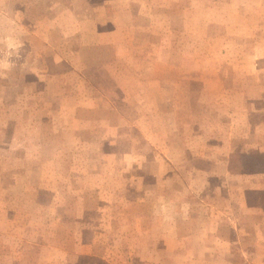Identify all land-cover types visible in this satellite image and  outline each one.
I'll use <instances>...</instances> for the list:
<instances>
[{"label":"rangeland","instance_id":"1","mask_svg":"<svg viewBox=\"0 0 264 264\" xmlns=\"http://www.w3.org/2000/svg\"><path fill=\"white\" fill-rule=\"evenodd\" d=\"M214 2L176 14L171 45L165 21L143 22L150 32L143 39L156 45L141 54L143 75L153 67L151 76L171 78L179 71L165 61H232L243 57L232 44L264 43L254 7L228 15ZM51 10L44 0H0V264H264V174L228 175L226 155L216 163L188 157L171 164L170 136L141 131L150 129L151 118H137L130 99L134 87L149 97L154 86H135L126 60L105 61L97 31L107 19L89 20L81 6L56 17ZM203 35L212 50L201 52ZM216 38L229 52L213 51ZM187 44L190 52L182 53ZM245 71L244 82L227 80L222 99L202 98L203 116L187 118L191 126L204 124L195 134L202 156L201 144L221 137L225 152L261 154L264 162V63ZM158 119L165 128L167 119ZM172 205L180 227L175 237L168 235ZM181 216L190 218L187 226ZM198 228L206 236L201 246L175 241ZM182 251L200 259L182 260Z\"/></svg>","mask_w":264,"mask_h":264},{"label":"crops","instance_id":"2","mask_svg":"<svg viewBox=\"0 0 264 264\" xmlns=\"http://www.w3.org/2000/svg\"><path fill=\"white\" fill-rule=\"evenodd\" d=\"M45 6L49 5V10H51V14L53 17H56L60 12L63 13L64 11H67L69 6H73V8L82 7L83 11L85 13V18H88L89 20L96 15L104 16L107 19V27L103 30L97 31V37L99 38V44L103 45L105 47V50H102L106 56L105 61H112V60H123L127 61L130 64L128 67H131L134 69L135 73L134 76H136L134 79L135 86L139 84H151L150 87L151 92L149 93V97L147 96L148 93L144 91L143 89H140L136 86L134 87V90L132 92V105L135 111V115L137 118L147 116L150 119V129L147 131L145 128H141L140 130L143 132H149L151 133H159V131L164 130L166 132V136H170L169 140L171 141L166 145V155L173 158L170 161L171 164H185V161L188 160V157L191 159L198 161V158H203L204 162L209 163H216L218 158L220 156L226 155L225 160V169L226 172H228V175H236L241 173H231L228 170L229 160H231L232 156L235 154V151L233 152H225L224 144L221 142V137H218L213 141V143H209L208 141L204 142L205 144H201V148L205 149L203 151V156L201 153L198 152V143L201 142L199 139V136L195 134H200L201 130L203 129L202 126L204 124L200 125V121L197 123H193L192 126L189 123L190 117H199L203 116V107L200 105V101L202 98H206L204 96L208 97H215L214 100H220L221 95L220 93L223 92V86L226 85L227 80L230 81L231 85H235L237 81L242 79V75H246L248 73V69H251L256 65H261L264 63V43L259 44L258 46H255L254 44L249 45V47H239L238 44L231 45L234 46L237 53H242L243 57L240 59L237 57L235 60H225V61H213V62H206L201 61L198 62V64L191 66L188 61H178L176 63L174 62H164L162 65H166L168 69H175L177 72V76L171 78H160L151 76L153 67L146 66L145 71L148 70L149 73H146L143 75V63L141 54L144 51H152L155 50L156 45H151L150 40V46H147L149 43V39H143L145 36H150L147 34V27L143 25V22L149 21V22H159V21H165V37H166V44L171 45L170 43H167L170 36H173L174 31V20L179 18L178 13H183V9L185 7H197L205 9L207 5L209 4L210 0H197L196 2H193L190 4L189 0H185V3L183 2L181 7L182 10L180 12H175L174 7H177V1L178 0H44ZM245 0H236L233 3H227L222 2L221 0H215L213 5V9L217 8L220 11H222V14H228V15H236L238 13V9L241 6L251 5L254 7V9L257 12V15L259 17L258 21L264 22V1L263 0H253L251 2H245ZM161 3V4H160ZM111 6L112 12L106 13V8L104 6ZM217 5H219L217 7ZM114 7H116V10L114 11ZM146 9V11H145ZM164 11V13H162ZM94 15V16H93ZM183 21V16L181 18ZM205 23V19H203ZM145 26V29L144 27ZM149 27H152V24L149 25ZM151 31V30H150ZM139 35L141 37L140 40H135L134 37ZM183 37V33H182ZM215 44L213 47L214 52H222V51H228L231 49V46L228 45H219L218 42H224L223 38L213 39ZM220 40V41H217ZM235 41L233 40V43ZM222 44V43H221ZM153 46V48H151ZM167 49L171 48V46H165ZM201 52H207L212 50L209 43L206 41V35H203L202 39V45H201ZM223 49V50H222ZM106 52V53H105ZM186 52L189 53V44L186 45L185 51L182 48V53ZM245 52V54H244ZM247 54V55H246ZM257 61H256V60ZM261 59V60H260ZM246 60V61H244ZM254 61V62H253ZM261 64H260V63ZM155 65V64H154ZM208 65V66H207ZM91 67V66H89ZM190 67H193V70H190ZM162 68H164L162 66ZM196 68V70L194 69ZM155 69V67H154ZM141 70V71H140ZM181 70V71H180ZM140 71V72H139ZM196 71V72H195ZM139 74V75H138ZM197 83L198 87L192 89L190 85L187 87L190 82ZM163 82H165L167 85V89L165 91V94H163L162 91H159L161 89V86L163 85ZM144 92V93H142ZM232 92V91H231ZM230 92V93H231ZM227 93V92H225ZM220 96H219V95ZM166 95L163 97L158 96ZM216 96L218 98H216ZM243 99V97H242ZM150 100H155L154 103H151L150 105H147V101L150 102ZM159 101H167V108H164V110H160L158 108V102ZM142 102H144L146 107L142 108ZM200 102V103H199ZM193 103L196 105L195 108H189ZM221 104L219 103L218 109L219 112L221 110ZM243 107V103L239 109ZM214 116H219L221 113H213ZM158 117L162 118L165 117L167 119V125L164 128L163 122H160ZM157 118V120H156ZM186 118V119H183ZM216 119H214L215 121ZM204 121V120H203ZM205 123V121L203 122ZM142 125V123L140 122ZM210 125V123L208 124ZM220 125V123H219ZM221 126V125H220ZM164 128V129H162ZM220 130V129H219ZM193 134L191 137H184L185 135ZM153 136H150V139H152ZM205 138L202 139L204 141ZM219 139V141H217ZM212 142V141H211ZM110 142H108L109 144ZM193 143L191 146L190 144ZM197 144V145H196ZM207 148V150H206ZM191 151H194L191 153ZM231 151V150H230ZM212 158L214 160H212ZM190 163V162H186ZM254 174H264V172L259 173H252ZM245 175H251V174H245ZM187 194L183 193L182 196L185 197ZM177 207L175 205H172L171 208H169V211L167 214H171V221L173 222L172 226H168V235H173L175 237V234L180 229V227L174 226L176 225L175 218L177 213ZM184 211V208L182 206L181 208ZM188 211L190 209L189 206L186 207ZM184 211V212H185ZM173 213V215H172ZM189 217L181 216L180 221L181 223L187 226L189 223ZM179 223V224H181ZM178 224V225H179ZM211 230H215V226L211 227ZM191 237V240L189 239ZM206 237L203 234V230L198 228L197 230L192 231L191 233H185V236H183L181 239H179V236L176 237L177 240H175L178 243L183 244L186 246V244H197L198 246H201L203 244V238ZM186 249V247H184ZM183 248V249H184ZM184 249V250H185ZM174 254H167L168 258H172ZM181 255L182 260H190V261H196V259H200L199 254H191L187 251H182L180 254L178 253L177 256ZM175 257V255H174ZM173 257V258H174ZM172 258V259H173Z\"/></svg>","mask_w":264,"mask_h":264},{"label":"trees","instance_id":"3","mask_svg":"<svg viewBox=\"0 0 264 264\" xmlns=\"http://www.w3.org/2000/svg\"><path fill=\"white\" fill-rule=\"evenodd\" d=\"M238 157L244 159L238 160ZM228 170L231 173L245 174L264 172L263 155L258 154L246 157L234 154L229 160Z\"/></svg>","mask_w":264,"mask_h":264}]
</instances>
